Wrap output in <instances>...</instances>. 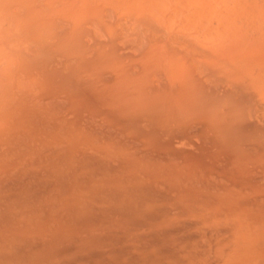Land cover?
<instances>
[{
    "label": "bare ground",
    "instance_id": "6f19581e",
    "mask_svg": "<svg viewBox=\"0 0 264 264\" xmlns=\"http://www.w3.org/2000/svg\"><path fill=\"white\" fill-rule=\"evenodd\" d=\"M199 48L192 62L190 49L183 54L188 68L183 48H170L162 64L167 50H137L147 62L129 47L137 59L108 77L101 67L93 83L80 67L95 59L80 56L84 64L70 67L79 47L67 59L52 58L56 46L50 54L38 48L35 68L16 64L20 83L3 79L0 91V264H264L261 47L236 49L240 56L226 47L231 57L222 60ZM27 66L42 70L24 86Z\"/></svg>",
    "mask_w": 264,
    "mask_h": 264
},
{
    "label": "rangeland",
    "instance_id": "374dc122",
    "mask_svg": "<svg viewBox=\"0 0 264 264\" xmlns=\"http://www.w3.org/2000/svg\"><path fill=\"white\" fill-rule=\"evenodd\" d=\"M98 1L99 0H0V65H1L0 69H2V70L6 69L7 70V71L5 70V74H4V71L2 73L0 70V77H1L0 82L3 79H7L8 82H11L13 80H14L13 82L19 81L18 79H16L19 77V75L17 77V73H14V72H16V69L18 70L20 68L17 65H19L21 67H23L25 65H29V66L31 65V66H33V68H35V65H36L35 60H37L36 59L37 55L39 57L40 49H41V52H44V54L46 51H47V53L50 54V53H52L51 50H54L53 48L55 46H56V51H53V54H51V56L52 55L54 56L55 53L58 52V55H60V58H62V56H64V55H65V57L66 56L70 57L71 53H73L72 49L74 50V53H75L76 49H78V47H79L78 52H76L77 55H76V53L74 54V55H76L75 57L73 55L74 60H72V62L70 64V67H72V69L77 68L79 66V64H77L78 61H80L81 65H82V61H83L82 59H85L88 57L92 58V60L95 59L94 62L93 61L91 62V60H90L91 65H89L90 63H88L89 66H87V68L88 67L89 68L86 71H84L83 66L80 67L81 72H83L84 74L86 72L89 79L92 78L91 79L92 83L94 82L93 78L96 79L98 77L99 80L96 79L95 82H97V80H98V82L100 81V75L98 72L101 71L100 70L101 67H102V71L107 70L105 75H106V77H108L109 76L108 74L111 71H113V69H112L113 66L115 68H119L122 66V64L126 65V64L130 63V61H133L134 58H132V56H130L129 51L127 50L129 47H130L129 50H132V51L134 50L133 47H137V48H135L133 53H135L138 58L139 57L142 58V53L137 52V50L144 52L146 49V51L148 53L152 49L153 54L156 51V49H159L158 51L163 50V52H164V50H167L168 51L167 53H165L166 52L165 51L164 55H161L162 59L164 60L163 63H162V61L160 62V60H159L160 58L159 59L156 58L159 61V64L168 63V62H165V61H167L166 59L169 58L168 59V61H169L170 58L173 57V55H172V57H170L172 54V52H170V48H173V50H175V51L178 48H179L178 50L181 51V49L183 48L182 49L183 50L182 55L185 53L187 54L189 52V49H190V53H191L190 56L192 55V53L196 54V51H194V49H196V48L199 49V51H200L199 47H201V49L203 47L206 48V51H207V48H208V50L210 48V51L212 54H209L207 51V55L210 56L209 59L213 60V59L217 58V54L220 53L221 57H219L217 59L222 60V56L224 59V55H226L227 58L231 57L232 51L235 53L236 56H238V55L240 56L242 54H241V52H240V54L237 53L238 49L240 51H242V53H243V51L245 53V50H249L251 53V51L253 49L255 50L257 48V50H259V47H261L260 49L262 51L259 50L258 57L261 55L260 59L264 62V57L262 58V56H264V54H263L264 53V0H100L99 2ZM94 2H96L95 6H94ZM97 2H98V4H97ZM79 5L81 6V8L78 7ZM91 5H92V7H91ZM100 7L102 10L100 9ZM117 7H118V9H117ZM76 8H78L80 10V13H82L81 16H80L79 10L77 9V11H76ZM112 8H114V9H112ZM85 9L88 11L86 12ZM103 10H105L104 13H103ZM82 11H85V12H82ZM105 12L110 17V19L106 18V20L109 19L110 23L112 24L110 29L109 28L105 29V27L109 26V24H110L109 21H107V23L105 22L106 21L105 20V17H106ZM103 14L105 16L103 20L107 24V26H105L106 24L104 25L102 22H101L102 23L101 26H104L105 32H106V30L108 31L106 33L103 32V27H101L99 25L100 19H101V18L99 19V17H101ZM113 14H114V16H113ZM55 16H56V18H55ZM74 16H75V20H73L74 21V24H73L72 19H74ZM54 18L56 21L54 20ZM77 18L78 19L81 18L80 21L79 20L77 21V23L79 22L80 25L82 23L86 24V27H84V28L87 29V31L89 30L88 32L91 31L94 33H91V35H90V33L87 32V34L90 36H84V34H83V30H85L83 28L84 24H82V27H79V29H78L77 23H76V28H77V30H76L75 22H76ZM117 18H118V23H117ZM64 19H66V20H64ZM85 19L86 20L88 19L89 21H86ZM92 19L95 20V22H93ZM114 19H116V20H114ZM119 19H120V21H119ZM91 20H92V22H91ZM98 20H99V22H98ZM57 21H60V22L56 23ZM121 21H123V23H121ZM62 22L64 25L61 24ZM55 23H56V26H55ZM88 23L91 27L87 26ZM114 23H116V24H114ZM49 24H51V26ZM72 24H73V26H72ZM96 24H98V25H96ZM92 25L94 27H92ZM121 25L123 26V28ZM11 26H12V28H10ZM32 26H34V27L32 28ZM40 26H41V29H40ZM47 26L48 27L50 26V28L53 27V29H49V31L51 33L48 31V33L45 34V30L46 31L48 30ZM70 26L74 27V29L72 28L71 30L76 31V33L78 35L77 36L78 39L75 38V35H76L75 32L71 33V31H70L71 34L69 35L68 29H70ZM116 26H118V28H119V26H121V29L120 28L117 29ZM64 27H65V31L67 29L68 36L66 34L67 32L66 33L64 32V29H63ZM27 28H29V29L26 30ZM56 28H57L56 32L58 33V35L55 32ZM61 28L63 30H61ZM81 28H83V30L81 31L82 34L80 32ZM92 28H93V30L98 29V33H100V34L97 33V36H96L95 30L93 31ZM58 30H60L61 32L60 31L58 32ZM100 30H102V31H100ZM42 31H43L44 35L42 34ZM39 32L42 34L41 36L39 35L40 34ZM85 32H86V30H85ZM52 33L54 36L56 35L55 36L56 40L54 39V41H53V38H51L53 36ZM60 33H61V35H60ZM47 34H48V36H47ZM64 34H66L67 38L64 37ZM72 34L73 35L75 34L73 37L75 38V41L78 42L77 44L74 40H71V38H73L71 36ZM92 34H94V35H92ZM105 34H106V36H105ZM38 35H39V37H38ZM81 35H83L82 38H80ZM102 35H103V38H102ZM112 35H114V38L116 36L115 40H114ZM46 36H47V38L49 37L51 39L48 38V41H46L47 40ZM57 36L60 38V41H59ZM69 36H71L70 39L68 38ZM111 36H112V38H111ZM42 37H45V38L43 39ZM84 37L86 38V41L83 42L82 40H85ZM175 37H178V38H175ZM41 38H42V41H41ZM65 38H66V40H65ZM79 38L81 40V43H79L80 42ZM95 38L99 39V41L101 40L102 43L104 42L103 43L104 45L102 46L101 42H98ZM37 39L40 40V42H38ZM61 39L63 41H61ZM67 39L70 41L68 42ZM89 39H90V41H89ZM43 40H44V42H43ZM50 40H51V42H50ZM95 40H96L97 44H96ZM55 41H57L58 43H56ZM66 41H67V43H66ZM87 41H88V45H90V48L92 47V42L94 41L93 46L95 49L92 48L90 50V48H89V51H87V48H88ZM35 42L37 45H35ZM53 42L55 43L54 46H53V44L51 45V43H53ZM73 42H74V45H72ZM85 42H86V45H85ZM112 42H115V43L113 44ZM79 44L83 45V47H82L83 50H82V48H80ZM44 47H48V49H50L49 52H48V49H45ZM50 47L51 48L53 47V48L51 49ZM66 47L68 50H66ZM142 47H143V49H142ZM144 47H145V49H144ZM193 47H194V49H192L193 50L192 51L191 48H193ZM226 47L229 50L231 49L230 50L231 54H229V52L226 51ZM233 47L235 48V50H233L234 49ZM249 47L251 49H249ZM262 47H263V49H262ZM38 48H39V51H38ZM97 48H98V50H100L101 58H100L99 52L97 53V51H98ZM99 48L104 49V50H101ZM114 48H115L116 53H117L116 48H118V55L122 54L119 52H123L122 56H124L123 59L125 58V60H123L118 55L113 56L116 54L113 52ZM165 48H167V49H165ZM204 48H203V50H204ZM59 49H64V51L59 50ZM107 49H108V51H107ZM111 49H112V51H111ZM215 49H216V51H215ZM80 50H81V53H80ZM92 50H93V52H92ZM257 50H255V51H257ZM7 51L9 52L8 54H7ZM146 51H145V55L147 54ZM199 51H198V54H199ZM217 51H220V52L217 53ZM249 51H246V53H249ZM62 52H63V54H62ZM69 52H70V55H67V54H69ZM94 52L98 56L95 55ZM201 52H202V50H201ZM221 52H222V54H221ZM226 52H228V54ZM34 53H36L35 54L36 58L34 57ZM60 53L62 54V56ZM84 53H85V57H84ZM105 53L109 54L107 56H111L110 54L113 53L112 56L115 58V60L112 58V56L111 57H107V56L105 57V55H106ZM155 53H157V51ZM176 53H177V51H176ZM87 54H89V55H87ZM167 54H169V57L166 56ZM194 54L191 57H193ZM203 54H205V51ZM215 54H216V57L214 58L213 56H215ZM23 55H25L24 56L25 58H29L28 59L29 62H25V63L19 62L21 58L19 59V61L17 60L18 57H21ZM40 55H43V53H41ZM58 55L56 53V58L59 57ZM155 55L156 54H154V56ZM197 55H196V60L199 58L198 61L203 60V57L205 56V55H199V56H197ZM235 55H233V56H235ZM253 55H254V52H253ZM46 56H47V54H46ZM51 56L49 55L48 57L51 58ZM53 56H52V58H53ZM80 56H82V59ZM95 56L97 59L100 58V61H99V59L96 60ZM150 56L151 55H149V57ZM154 56H152V58H154ZM165 56L167 58H165ZM190 56L188 57V60H190ZM31 57H33L32 58L34 60L33 62H30V60L32 61ZM48 57H47V60L49 61L50 58H48ZM67 57H66V59H67ZM117 57H118V59L121 58V59H119V60H121L120 64H119L120 61L119 62L117 61L118 60ZM126 57H128V58H126ZM144 57L145 56L143 53V58ZM179 57L180 56L178 53V58ZM200 57H202V59ZM255 57H257V56L255 55ZM25 58L23 60L22 59L21 60L27 61ZM42 58H44V56H42ZM77 58H78V60H77ZM143 58H142V60H143ZM183 58L186 59V61H187V55H186V58L183 55ZM206 58H207V56H206ZM135 59H137L136 56H135ZM146 59H147V57H146ZM149 59L150 58H148V60ZM44 60H45V58H44ZM59 60H58V62H60ZM75 60H76V62H75ZM110 60H111V63H110ZM192 60L194 61V57L191 59V62H192ZM39 61L42 62V60H40V58H39ZM39 61L37 62L38 63L37 66L39 68H42V66L41 67L39 66ZM64 62L66 65L65 60H64ZM67 62H68V60H67ZM87 62L88 61H86V63ZM155 62L157 63V61H155ZM155 62H154V64H155ZM187 62H186L187 63L186 64L185 60H183V64L185 63L184 66L188 65L187 66L188 68L191 67L189 61H187ZM43 63L45 65L50 66V63H48V62H47V64L45 62H43ZM61 63H62V61H61ZM74 63H75V65L76 64L77 65L74 67L71 66ZM133 63L130 64L129 66L135 67V64H133ZM83 64H84V61H83ZM99 64H100V66H99ZM150 64H151V62H150ZM191 64H193V63H191ZM45 65L43 66V68L45 67ZM61 65L63 66V63ZM143 65H147V64L143 63L142 65H140V62H139V66H143ZM139 66L136 63V67H139ZM58 67H60V65H58ZM96 67H97V69H96ZM123 67H125V66H122V68ZM126 67H127V65H126ZM27 68H29V67L27 66ZM30 68H29L30 73H28V74H27V69L25 68L26 74H25V78H24V80H25L24 86L26 85L25 82L27 81L26 77L28 76L29 78H32L33 75H36L37 72H39V70H40V69H38L36 72V71L32 70V68L31 69ZM85 68H86V66H85ZM91 68H92V71L95 68L94 72H96V74L94 72L93 73L91 72ZM88 70H89V72H91V75H92L91 77H90ZM9 72H10V75H8ZM107 72H108V74H107ZM6 73H8V74L6 75ZM21 73H22L21 77L24 76L23 71H21ZM73 73H76V70H73ZM97 73H98V76H96ZM11 74H14L15 76L11 75ZM19 74H20V72H19ZM39 74H40V72H39ZM19 79H20V77H19ZM22 79H23V77H22ZM101 79H102V76H101ZM1 83H0V85H1L0 91H1V88H3L2 85H5L7 83V81L5 82V84H3V81ZM17 83L18 82H15V85ZM19 83H20V81H19ZM4 87H6V86H4ZM8 87H9V84H8ZM9 89H10V87H9ZM10 91H11V89H10ZM2 93H3V91H2Z\"/></svg>",
    "mask_w": 264,
    "mask_h": 264
}]
</instances>
